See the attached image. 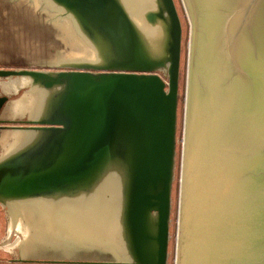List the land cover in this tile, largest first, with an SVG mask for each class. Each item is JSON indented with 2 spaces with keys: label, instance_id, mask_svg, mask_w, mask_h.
Wrapping results in <instances>:
<instances>
[{
  "label": "water",
  "instance_id": "water-1",
  "mask_svg": "<svg viewBox=\"0 0 264 264\" xmlns=\"http://www.w3.org/2000/svg\"><path fill=\"white\" fill-rule=\"evenodd\" d=\"M52 1L104 60L79 67L130 73L0 69L51 96L35 119L0 120V137L32 133L49 153L39 166L37 148L3 156L0 198L87 190L120 167L135 263L98 264H166L182 34L174 1L145 15L167 26L165 59L148 54L120 0ZM183 1L192 29L177 264H264V0ZM166 63L167 83L153 73Z\"/></svg>",
  "mask_w": 264,
  "mask_h": 264
},
{
  "label": "rangeland",
  "instance_id": "rangeland-1",
  "mask_svg": "<svg viewBox=\"0 0 264 264\" xmlns=\"http://www.w3.org/2000/svg\"><path fill=\"white\" fill-rule=\"evenodd\" d=\"M135 1L140 2V0ZM173 1L180 19L182 34L178 81L175 155L171 186L169 239L166 264H177L181 181L192 29L184 1ZM131 3L128 0L130 7L128 4V6L126 5L130 15L132 12H134V15L142 13L143 22L148 27L151 26L150 28H154L156 26H161L162 55L160 59H165L166 42L168 39L167 26L162 21L157 20L155 23H150L145 18V15L148 12L157 10V0H150L149 4L143 5V11L141 10V12L136 10L137 6H134V4L131 6ZM148 7L149 9L146 11ZM66 20H68L69 23H67ZM69 24H71L70 26H72L73 30L77 32L80 38H83L84 36L87 38L89 37L74 16L70 15L61 7L56 5L52 0H0V69L39 71L49 74L71 71L95 72L96 70L79 67V65L85 64L93 65L92 63L82 60L88 57L82 49V44L77 43L72 34H70L69 37L71 40L68 37L67 39H63L62 35H58L60 32L57 28L65 25L70 29ZM93 46L95 47L96 43H94ZM96 51L97 56L101 58V65L104 64V60H102L99 49L96 48ZM153 73L167 83V63L153 71ZM20 79L25 82H21ZM16 81L21 82V84L15 87ZM30 83L31 80L26 77H11L7 79L0 78V96L5 95L8 97V101L3 106L0 115H5L7 117L16 116L14 120L18 122L38 117L40 113L35 112L34 106L36 103L33 102V99L30 96V94H33L31 92H33L35 87H32ZM41 89H43L42 92H47L42 86ZM37 101L38 99L36 102ZM50 101L51 96L47 100L46 104ZM8 120L11 119L8 118ZM7 132L8 133H4V135L9 138L6 140V143H3L0 147V159L10 152H18L25 148L32 152L34 147H36L34 142H30V139H26V135L24 139L19 138L18 141L15 142L16 144L13 143V140H15L13 138H15L16 135H19V133L16 131L15 133H10L9 131ZM8 145L11 148H9ZM102 177L103 174L98 177L96 182L101 181ZM121 178V191H119L121 194V211L118 215V224L121 234V242L123 245H121L119 249V253L121 254L120 256L116 255L113 252L114 250L106 246H85L87 244L85 227L76 216L66 214L65 217L61 216L62 218H60L58 215L55 220H51L48 218V215H43L41 209L37 211L39 216L46 218L47 220L43 221L44 223L39 225L40 227L35 228L30 224H26L27 222L25 218L24 220L26 223L20 219L18 211L19 204L31 201L38 200L42 204H56L58 205V208L54 210L51 209L50 206H45V208L52 210L50 211L51 214L56 212L58 209L62 208L61 198L59 199L56 197L57 200H48V197L60 196L58 194L49 196H33L23 200L0 198V239L2 238L0 241L1 262L3 264L135 263V258L129 251L131 246L128 245L129 236L125 224L124 189L126 188V182L124 173L123 175L121 174ZM96 182L94 184H96ZM93 187L94 185H92L89 189L91 190ZM85 191L87 190H82L78 193ZM74 194H77V192ZM106 197L108 198V194ZM53 228H55L56 231L50 234L51 236H49L48 239L44 240L45 237L42 233H45L46 230H52ZM34 234L38 236H41L42 234L43 239H36ZM33 243H38V245L31 246ZM116 246L118 247V245ZM47 257L50 261L37 262V260H46ZM52 258H54L55 261H51Z\"/></svg>",
  "mask_w": 264,
  "mask_h": 264
},
{
  "label": "bare ground",
  "instance_id": "bare-ground-1",
  "mask_svg": "<svg viewBox=\"0 0 264 264\" xmlns=\"http://www.w3.org/2000/svg\"><path fill=\"white\" fill-rule=\"evenodd\" d=\"M42 1V0H41ZM122 3V6L126 10L127 14L129 15L130 19L132 20L138 34L144 41V44L146 46L148 54L153 59H160L162 55V28L161 26L156 27H148L142 19V13H138L134 15V12L130 13L128 12L126 5L128 4V0H120ZM131 3V6L134 4V6H137L136 10L141 12L143 5L149 4L150 0H140V2H136L135 0H129ZM134 2V3H133ZM129 5V4H128ZM127 5V6H128ZM151 6V5H150ZM149 6V7H150ZM130 7V5H129ZM149 7L146 9V11L149 9ZM130 9V8H128ZM143 11V10H142ZM145 12V11H144ZM143 12V13H144ZM134 15V16H133ZM67 23L68 20H66ZM71 24H69L70 26ZM60 33L58 35H62L63 39H67V37H70V34H72L73 38L77 43L82 44L84 53L88 55V57L82 59L86 62L92 63L93 65H101L100 59L97 56L96 46L94 47V42H92L84 36L83 38L77 34L70 26V29L66 27L65 25H62V27L57 28ZM62 32V34H61ZM81 35V34H80ZM71 40V38H69ZM79 41V42H78ZM99 45V43H97ZM100 46V45H99ZM21 80V79H20ZM21 82H25L21 80ZM22 83V84H23ZM33 94H30L31 98L33 99V102L36 103L34 106V110L36 113H42L45 111L46 108V102L50 98V92H42L41 89L38 87H35ZM38 101L36 102V100ZM25 103V102H23ZM24 106V105H23ZM26 108V107H25ZM19 138L24 139L25 135H16L15 140H13V143L18 141ZM6 142V141H5ZM11 145V144H10ZM9 147V145H8ZM11 148V147H9ZM6 150V149H5ZM4 150V152H5ZM9 150V149H8ZM121 168L116 167L113 170L111 169L106 170L103 173L102 180L99 182H96V184H93L94 187L90 190L87 188V191L78 193L79 191H76L77 194L70 193V194H62L60 196H50L48 197V200H57L56 197L59 199L61 198L62 204L60 209H58L54 213H50V211L45 206H50L51 209H57L58 205L56 204H42L38 200L37 201H31L28 203H21L19 204V217L21 220L26 219V224H30L31 226L40 227L39 225H42L47 219L39 216L38 210L42 209L43 215H48L51 220H55L56 216L59 215L60 218L65 217L66 214H70L71 216H76L79 218V220L83 223L85 227V233L87 238V244L85 246H93L99 243L100 241L103 242V244L106 247H110L114 245L115 249H113L114 253L116 255H121L119 253L120 246L123 245L121 242V234L118 224V215L121 211V194L119 191L120 189V183L121 180ZM108 194V198L106 195ZM65 213V214H64ZM62 216V217H61ZM153 216L150 215L149 219L152 220ZM41 229V228H40ZM55 230V228H53ZM45 232V230H44ZM52 230H46L44 234V237L46 239L51 236L50 234ZM38 236L34 234L36 239H43V236ZM97 240H100L97 242ZM118 245V247L116 245ZM100 245V244H98ZM124 252V251H123ZM108 253V252H107ZM123 257V255H122Z\"/></svg>",
  "mask_w": 264,
  "mask_h": 264
},
{
  "label": "flooded vegetation",
  "instance_id": "flooded-vegetation-1",
  "mask_svg": "<svg viewBox=\"0 0 264 264\" xmlns=\"http://www.w3.org/2000/svg\"><path fill=\"white\" fill-rule=\"evenodd\" d=\"M55 32H56V29H55ZM90 73H92V74H101V73H105V74H110V73H130V72H124V71H121V70H103V71H95V72H93V71H89ZM138 74V73H137ZM21 84V82H15V87L16 86H19ZM1 121H11V120H3V119H1ZM34 148H37L36 149V158H35V161H34V164H36V165H38L39 166V164H41L42 162H44L45 160H48V152H46V151H43L42 150V146H36V147H34ZM34 154V153H33ZM46 158V159H45ZM54 231H56V230H53L52 229V232L51 233H54ZM56 233V232H55ZM58 234V233H57ZM100 240H97V242H99ZM98 244H100V245H102V246H105L104 244H103V242L102 241H100L99 243H97L96 245H98ZM131 246V245H130ZM109 248H111L112 250L113 249H115V247H114V245H113V247L112 246H110Z\"/></svg>",
  "mask_w": 264,
  "mask_h": 264
},
{
  "label": "crops",
  "instance_id": "crops-1",
  "mask_svg": "<svg viewBox=\"0 0 264 264\" xmlns=\"http://www.w3.org/2000/svg\"><path fill=\"white\" fill-rule=\"evenodd\" d=\"M8 118L9 119H11V121H15L14 120V118H16V116H9V117H7V116H5V115H0V120L1 119H3V120H8ZM16 132H18L19 133V135H26V139H30L29 141L30 142H33L32 141V133H27V134H23L22 132H20V131H16ZM4 133H8L7 131H2L1 132V134H2V136L0 137V147H1V145L3 144V143H6L5 141L9 138L8 136H6L5 137V135H4ZM10 133H15V131H10ZM11 138V137H10ZM16 144V143H15ZM16 152V151H15ZM2 239V238H1ZM1 239H0V241H1ZM33 245H38V243H33V244H31V246H33ZM47 245L49 246V244L47 243ZM1 251V250H0ZM39 261H50V259L47 257L46 258V260H37V262H39ZM51 261H55L54 260V258H52V260ZM0 264H3L2 262H1V260H0ZM10 264H14V263H10Z\"/></svg>",
  "mask_w": 264,
  "mask_h": 264
}]
</instances>
